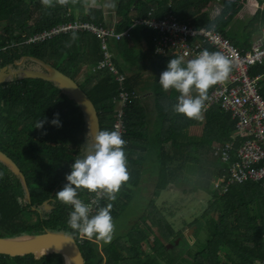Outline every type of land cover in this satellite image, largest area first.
Returning <instances> with one entry per match:
<instances>
[{
  "label": "trees",
  "instance_id": "16d2710c",
  "mask_svg": "<svg viewBox=\"0 0 264 264\" xmlns=\"http://www.w3.org/2000/svg\"><path fill=\"white\" fill-rule=\"evenodd\" d=\"M76 1L85 2L53 0V6L48 7L42 0H0V15L7 17V23L0 31V46L12 45L0 54V68L33 69L31 67L38 63L34 59L53 66L76 81L88 95L98 112L101 130H112L114 98L119 86L107 70L91 72L92 67L103 59L101 42L96 36L77 32L43 43H24L37 33L74 21L76 15L72 9ZM100 1L115 4L112 8L118 18L115 27L118 32L148 17L152 9L157 17L171 11L181 22L216 27L238 49L246 50L250 40L260 35L264 27V0H256L259 8L251 20L243 24L241 32L246 34L245 38L242 33L230 29L246 4L244 0H226L220 10L216 9L215 0ZM104 8L103 5L88 8L79 19L111 27ZM73 34L77 37L75 40L71 39ZM154 35L148 27L136 25L129 38L115 42L114 63L126 74L128 90L138 97L126 109L128 144L123 150L129 178L115 193L114 201L106 198L100 205L104 207L111 203L110 214L113 220L117 219L132 204L148 160L152 155L159 156L160 161L155 163L154 200H145L141 208V220L146 229H135V237H119L101 250L95 236H84L81 241L80 234L68 227L73 208L58 201L55 193L67 183L66 175L70 174L74 159L86 152L87 142L91 139L88 121L78 103L54 82L18 77L0 84V150L21 169L29 197L22 180L0 162V238L41 235L46 231L64 233L76 239L85 264H159V261L165 264H261L264 261V179L235 184L223 195L213 190V183L228 174V166L214 157L213 148L230 141L236 121L217 105L207 110L203 123L199 118L189 119L173 111L179 93L174 89L164 91L159 77L166 70L168 61L176 57L154 56ZM139 45L144 46L142 56H151L155 71V82L150 90L155 93L152 97H155L156 117L152 122L143 96L139 94L143 81L140 73L146 59V56L137 55ZM130 71L133 75L127 74ZM252 73L264 74V66L254 67ZM80 78H83L82 83ZM261 84L264 95V78ZM213 87L209 88L208 96ZM192 95L195 96L194 91ZM56 113H59L60 127L51 124ZM40 120L46 122L42 129H36ZM201 126L200 134L193 132ZM171 185L184 193L205 192L211 196L201 219L184 228H194L206 220L208 240L205 243L189 242L190 246L176 258L170 250L187 240L184 229L176 231L169 221L175 215L167 214L170 208L155 203ZM77 193L86 204L94 194L82 188ZM46 202L53 208L47 209ZM151 238L154 242L151 253L143 256L142 244ZM171 244L172 248L168 250ZM0 264H65V260L61 254L42 257L0 254Z\"/></svg>",
  "mask_w": 264,
  "mask_h": 264
},
{
  "label": "built area",
  "instance_id": "2783aa9c",
  "mask_svg": "<svg viewBox=\"0 0 264 264\" xmlns=\"http://www.w3.org/2000/svg\"><path fill=\"white\" fill-rule=\"evenodd\" d=\"M155 12L152 9L148 17L137 20L133 26L123 32H118L114 26L97 25L76 18L74 21L37 33L27 38L24 43H43L60 35L77 32H88L100 40L103 59L92 67L91 72L107 70L119 86L118 95L114 98L115 117L112 130L121 133L126 141L125 145L128 144L126 109L132 105L138 94L130 92L126 87L127 76L114 63L112 43L129 38L133 27L138 25L154 31L153 54L158 58L183 56L187 61L204 49L222 53L229 60L231 71L226 80L213 85V90L199 117L203 123L207 110L217 105L223 112L231 114L236 121L230 141L213 148L214 157L228 166L227 176L215 181L213 184L215 190H213L223 195L235 184L262 181L264 179V95L261 81L264 74L254 75L252 69L264 66V27L260 35L250 40L248 49L240 50L216 27H199L192 23L181 22L171 11L162 17H157ZM10 47H12L10 43L0 46V54ZM95 199L94 193L88 202L93 208L91 215L95 214L97 207H100L106 197L101 198L98 204L93 203ZM79 239L83 241L85 237L80 235ZM261 264H264V261Z\"/></svg>",
  "mask_w": 264,
  "mask_h": 264
},
{
  "label": "clouds",
  "instance_id": "9594fccd",
  "mask_svg": "<svg viewBox=\"0 0 264 264\" xmlns=\"http://www.w3.org/2000/svg\"><path fill=\"white\" fill-rule=\"evenodd\" d=\"M58 2L63 3L64 0ZM42 3L48 7L53 6V0H42ZM110 6L114 8L115 4L111 3ZM76 38L75 34L71 37L72 40ZM230 71V62L222 53L204 49L187 61L183 56L170 59L166 70L160 74L159 84L164 91L174 89L179 93L177 102L172 106L175 113L189 119L199 118L205 108V101L208 100L209 88L226 80ZM194 90L197 93L195 96L192 95ZM45 122L40 120L35 128L42 129ZM51 124L62 126L59 113L55 114ZM125 144L126 141L118 130L97 131L85 154L74 159L71 172L66 175L67 183L55 193L58 201L72 206L67 224L81 236H95L106 242L112 239V204L97 207L95 214L91 215L92 205L79 199L77 190L82 188L95 193L93 203L96 204L103 197L114 201L115 193L129 178L125 167Z\"/></svg>",
  "mask_w": 264,
  "mask_h": 264
},
{
  "label": "rangeland",
  "instance_id": "374dc122",
  "mask_svg": "<svg viewBox=\"0 0 264 264\" xmlns=\"http://www.w3.org/2000/svg\"><path fill=\"white\" fill-rule=\"evenodd\" d=\"M104 1V0H102ZM226 0H215V7L216 9L220 10ZM246 1V4L244 3L243 9L241 12L238 14V16L234 19V21L230 25V29L232 31H236L237 33H242L241 30L243 28V24L248 23L257 9L259 8V5H257L256 0H244ZM83 4V8H81V4L77 2L76 8H73L72 10L74 11V14L77 16H81L83 11L85 12L86 8L89 7L90 5L100 7V0H92V1H80ZM104 3L110 5L109 2L104 1ZM43 4V3H42ZM79 18V17H77ZM7 23V17L4 15H0V31H2ZM263 29V28H262ZM243 38L246 37L245 33H242ZM137 55L142 56L139 52ZM34 66V65H33ZM31 67L33 69H38L41 70V65L36 63L34 67ZM143 78L140 83L142 89H140L139 94L143 96V101L146 103L147 109H148V114L151 115L153 110H154V103L153 101L155 100V97H152L153 94L155 95L154 92L151 93V88L154 85V78H155V71L153 67H151L149 70L145 71L142 73ZM83 78L79 79V82L82 83ZM151 93V95L149 94ZM195 95L197 94L194 90ZM139 95V96H140ZM150 122H152V119H149ZM193 131L195 132L196 129L194 128ZM200 133L202 131V126L200 128ZM92 141V139L88 140V144ZM214 184V183H213ZM146 185H151V183H146ZM154 185V184H153ZM151 186H147L145 191H148ZM214 189V188H213ZM182 191V193H177V192H169V191H164L162 192V196L160 199H158L157 204L160 207H163L162 199L164 197L171 198V202L174 203V207L169 206V210H167V214L170 215L173 213L175 216L173 219H169V221L174 225V228L176 231L183 230L184 227V221L188 222V225L197 221L198 219H201L205 207L209 203L211 196L205 192H198V193H191L186 192L184 193L182 189H179ZM215 190V189H214ZM145 196H150L146 192L144 193ZM144 198L136 192L134 196V200L132 204L123 212L120 214V216L113 220L114 224V231L112 233V239L108 242H106L103 239H97V242L99 243V246H101V250L103 247L108 246L112 241L116 240L119 237H135L133 233H135V229H146L145 223L142 222V215H141V208L142 204H144V201L142 200ZM48 209V208H47ZM208 226L209 224L207 223L206 220L200 221L195 225L194 228L188 229V233L185 232L187 230L184 229L183 233L186 237L187 240H183L182 245L180 247H175L173 251L170 250V254L173 257H178L182 255V250L188 248L190 246L191 242L192 244L194 242L196 243H205L208 240L209 237V231H208ZM196 231V232H194ZM157 232V231H156ZM154 246V242L152 241V238L144 242L142 244V255L146 256L149 253H151V249ZM172 248V244L167 247V249ZM168 249V250H169ZM159 264H165V262L159 261Z\"/></svg>",
  "mask_w": 264,
  "mask_h": 264
},
{
  "label": "water",
  "instance_id": "95a60500",
  "mask_svg": "<svg viewBox=\"0 0 264 264\" xmlns=\"http://www.w3.org/2000/svg\"><path fill=\"white\" fill-rule=\"evenodd\" d=\"M34 61L41 65V70H15L7 66L0 68V84L9 82L10 80L18 77L31 79L40 78L54 82L56 86L73 98L83 110L88 121L90 137L92 139L95 133L101 130V125L98 112L91 99L71 77L40 60L34 59ZM0 162L6 165L14 175L22 180L29 197V190L26 184L25 176L19 166L1 150ZM45 205L48 209L53 208L49 205V202H46ZM0 254L12 257L30 254L35 255L36 257H42L49 254H61L64 257L65 264H67L66 257L69 258L71 264H85V258L74 237L64 233L51 231H46L41 235L23 236L14 239L0 238Z\"/></svg>",
  "mask_w": 264,
  "mask_h": 264
},
{
  "label": "crops",
  "instance_id": "0c3cea01",
  "mask_svg": "<svg viewBox=\"0 0 264 264\" xmlns=\"http://www.w3.org/2000/svg\"><path fill=\"white\" fill-rule=\"evenodd\" d=\"M92 1V0H91ZM77 2L78 1H76L75 2V4H74V8H76V5H77ZM79 3L81 4V8H83L84 6L82 5L83 3L82 2H80L79 1ZM101 4H100V7H101V5H103V6H105V15H106V19L108 20V22H109V24L110 25H112V26H114V27H116V24H117V22H118V18H117V16H116V14H115V12H114V9L112 8V7H109V5H107L106 3H102V2H100ZM257 5H258V3H257ZM93 7H96V6H93ZM91 5L89 6V7H87L86 8V10L88 9V8H93ZM264 7V2H263V5H262V9H264L263 8ZM84 9V8H83ZM86 10H85V12H86ZM85 12L83 11V13H82V15L83 14H85ZM76 15V14H75ZM76 18L77 17H80V16H75ZM139 48H140V50H139V52H140V54L141 53H143V51H144V46L143 45H139ZM112 50H113V53L115 54V50H116V48H115V43H113L112 44ZM117 51V50H116ZM115 56V55H114ZM144 56H146V59L145 60H143L144 62H143V66L142 67H144V68H142L141 69V73H140V71H139V73L141 74V76H142V78H143V75H142V73H144L145 71H147V70H149L151 67H152V64H151V56L149 55V54H144ZM145 58V57H144ZM143 58V59H144ZM128 75H133L132 74V72L130 71V72H128L127 73ZM142 96V95H141ZM149 117L152 119V121H154L155 120V117H156V111H155V108H154V110H153V112H152V114L151 115H149ZM200 128L201 127H196L195 129H196V133L197 134H200ZM203 128V127H202ZM194 132V131H193ZM194 132V133H195ZM160 161V158H159V156H156V155H152V157L148 160V163H147V168H146V172L144 173V176H143V180H142V183H141V186H140V188H139V190H138V193L139 194H141V196H143L144 198H142V200L143 201H145V200H154V195H155V191H156V180H157V174H156V169H155V163H157L158 164V162ZM146 183H151V185H146ZM154 184V185H153ZM147 186H151L150 188H149V190L148 191H145L146 190V187ZM168 191L169 192H177V193H182V191L181 190H179V189H177L174 185H171L170 187H169V189H168ZM147 193V194H149L150 196H145L144 195V193ZM162 196V193H161V195H160V197ZM160 197L159 198H157L156 199V201H155V203L157 204V201H158V199H160ZM172 200H171V198H168V197H164L163 199H162V203H163V206L164 207H174V203L173 202H171ZM146 202V201H145ZM159 205V204H158ZM157 205V206H158ZM171 219H173V218H171ZM184 227H186L187 225H188V222H186V221H184ZM182 230V229H181ZM185 232H187L188 233V229L185 231Z\"/></svg>",
  "mask_w": 264,
  "mask_h": 264
},
{
  "label": "bare ground",
  "instance_id": "6f19581e",
  "mask_svg": "<svg viewBox=\"0 0 264 264\" xmlns=\"http://www.w3.org/2000/svg\"><path fill=\"white\" fill-rule=\"evenodd\" d=\"M67 264H71L70 260L68 257H66Z\"/></svg>",
  "mask_w": 264,
  "mask_h": 264
}]
</instances>
